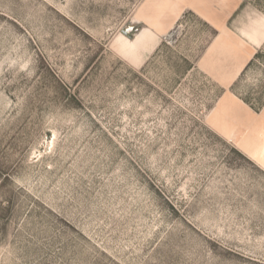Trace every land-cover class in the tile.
I'll return each mask as SVG.
<instances>
[{"label":"rangeland","instance_id":"rangeland-1","mask_svg":"<svg viewBox=\"0 0 264 264\" xmlns=\"http://www.w3.org/2000/svg\"><path fill=\"white\" fill-rule=\"evenodd\" d=\"M243 1L0 0V264H264Z\"/></svg>","mask_w":264,"mask_h":264},{"label":"crops","instance_id":"crops-1","mask_svg":"<svg viewBox=\"0 0 264 264\" xmlns=\"http://www.w3.org/2000/svg\"><path fill=\"white\" fill-rule=\"evenodd\" d=\"M247 2L246 1H243V5L242 6H244L245 4H246ZM228 4H229V0H228ZM220 5V4H219ZM186 9H193V10H195L196 12H198L196 9H195V7H193V6H191V5H186L183 9H182V11L180 12V14L178 15V17L183 13V11L184 10H186ZM215 9L217 10V12H218V14H219V16L221 15V14H223V13H225L226 14V16L229 14V13H231L232 12V7H230V4L228 5V6H221L220 5V7H216V5H215ZM222 10H224L223 12H222ZM199 13V12H198ZM201 14V13H200ZM202 15V14H201ZM204 16V15H203ZM178 17L175 19V21H174V23H173V25L168 29V30H170V29H172V27L174 26V24H175V22H176V20L178 19ZM205 18H207L206 16H204ZM220 18L223 20V22H224V20H225V18L224 17H222V16H220ZM208 20H210L209 18H207ZM211 22H213V23H215L214 21H212V20H210ZM141 23H143V25H148V23L145 21V20H142L141 21ZM216 25H218L217 23H215ZM223 25L224 26H226V27H228V28H230L229 26H227V25H225V22L223 23ZM218 26H220V25H218ZM221 27V26H220ZM222 28V27H221ZM152 29L156 32V33H158L159 34V39L160 38H162V36L168 31V30H166L165 32H163V33H161V32H159V31H157V29H155V28H153L152 27ZM231 29V28H230ZM233 30V29H232ZM212 46V45H211ZM211 46H210V48H211ZM210 48H209V50H210ZM208 53H209V51L207 52V54H206V56L208 55ZM206 56H204V58H203V60H202V63H203V66L204 67H206V68H208L210 71H214L215 70V65H216V63L217 62H219V60L221 59V57H220V55H219V57H218V59L217 60H215V61H212V60H210L209 61V59H207V57ZM236 67H237V65H236ZM236 67H235V69L233 70V72H232V74L234 73V71L236 70ZM219 70V69H218ZM217 70V71H218ZM232 74H230V75H228V74H226V73H224L223 71L222 72H220V73H215L214 72V75L219 79V80H222L225 84H229L232 80H234L239 74H237L233 79L231 78V79H229L228 80V76H231ZM227 94H229V93H224L222 96H220L219 97V99H218V101H217V104H216V106L214 107V109L219 105V103H220V101L227 95ZM210 123H211V121H210ZM211 125H212V127L218 132V133H220L221 135H223V136H225L222 132H221V130L219 129V128H217L216 126H214L212 123H211ZM226 137V136H225ZM226 138H228V137H226ZM245 154L247 155V153L245 152Z\"/></svg>","mask_w":264,"mask_h":264},{"label":"trees","instance_id":"trees-1","mask_svg":"<svg viewBox=\"0 0 264 264\" xmlns=\"http://www.w3.org/2000/svg\"><path fill=\"white\" fill-rule=\"evenodd\" d=\"M247 1V0H245ZM261 57H264V50H260L259 52H257L255 54V56L252 58V60L247 64V66L245 67V69L243 70V72L241 73V76H243L246 71L250 68V66L256 61L258 60L259 58ZM240 76V77H241ZM235 85L232 86V88H234ZM240 98H242L248 105H250L251 107L255 108L256 106L255 105H259L260 107H263L264 106V98L261 99L260 101H258L257 99L255 100H252V97L250 96H247V95H241V94H238ZM257 101V102H255ZM259 109V108H258Z\"/></svg>","mask_w":264,"mask_h":264},{"label":"bare ground","instance_id":"bare-ground-1","mask_svg":"<svg viewBox=\"0 0 264 264\" xmlns=\"http://www.w3.org/2000/svg\"><path fill=\"white\" fill-rule=\"evenodd\" d=\"M251 156L264 167V144H260L251 149Z\"/></svg>","mask_w":264,"mask_h":264}]
</instances>
